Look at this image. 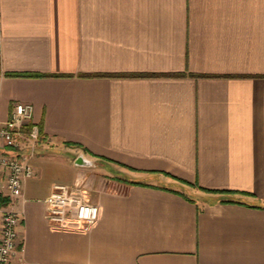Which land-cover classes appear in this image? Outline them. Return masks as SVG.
Here are the masks:
<instances>
[{"label": "crops", "instance_id": "crops-1", "mask_svg": "<svg viewBox=\"0 0 264 264\" xmlns=\"http://www.w3.org/2000/svg\"><path fill=\"white\" fill-rule=\"evenodd\" d=\"M14 101L41 131L27 263L264 264V0H0V121ZM79 173L96 220L51 228Z\"/></svg>", "mask_w": 264, "mask_h": 264}, {"label": "built area", "instance_id": "built-area-1", "mask_svg": "<svg viewBox=\"0 0 264 264\" xmlns=\"http://www.w3.org/2000/svg\"><path fill=\"white\" fill-rule=\"evenodd\" d=\"M40 139L32 104L14 101L9 116L0 121V264H35L19 256L23 251L21 217L10 204L22 196L23 182L34 175L31 157ZM42 203L43 216L55 229L84 230L98 216V206L90 200L88 181L81 173L70 184H52Z\"/></svg>", "mask_w": 264, "mask_h": 264}, {"label": "water", "instance_id": "water-1", "mask_svg": "<svg viewBox=\"0 0 264 264\" xmlns=\"http://www.w3.org/2000/svg\"><path fill=\"white\" fill-rule=\"evenodd\" d=\"M75 164L81 167H85V166L94 165V161L91 159H88L83 154H79L75 160Z\"/></svg>", "mask_w": 264, "mask_h": 264}, {"label": "trees", "instance_id": "trees-1", "mask_svg": "<svg viewBox=\"0 0 264 264\" xmlns=\"http://www.w3.org/2000/svg\"><path fill=\"white\" fill-rule=\"evenodd\" d=\"M6 74H11V73H6ZM14 75H26L27 73H12Z\"/></svg>", "mask_w": 264, "mask_h": 264}]
</instances>
